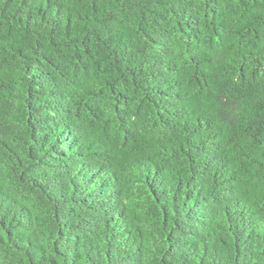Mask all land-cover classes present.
I'll list each match as a JSON object with an SVG mask.
<instances>
[{
  "label": "trees",
  "instance_id": "1",
  "mask_svg": "<svg viewBox=\"0 0 264 264\" xmlns=\"http://www.w3.org/2000/svg\"><path fill=\"white\" fill-rule=\"evenodd\" d=\"M0 264H264V0H0Z\"/></svg>",
  "mask_w": 264,
  "mask_h": 264
}]
</instances>
